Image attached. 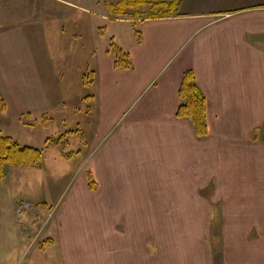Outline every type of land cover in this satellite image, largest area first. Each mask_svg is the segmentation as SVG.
Wrapping results in <instances>:
<instances>
[{
  "label": "crops",
  "instance_id": "obj_1",
  "mask_svg": "<svg viewBox=\"0 0 264 264\" xmlns=\"http://www.w3.org/2000/svg\"><path fill=\"white\" fill-rule=\"evenodd\" d=\"M47 1L76 5L20 0L31 6L21 20ZM140 20L147 29L130 48L132 66L105 91L145 98L120 125L101 126L90 148L97 188L87 175L79 186L102 237L65 239L66 264H264V0H180L176 14ZM187 69L207 99L203 137L176 116ZM114 97L103 94L107 120L123 117ZM190 227L199 232L188 251L187 238L167 230Z\"/></svg>",
  "mask_w": 264,
  "mask_h": 264
},
{
  "label": "rangeland",
  "instance_id": "obj_2",
  "mask_svg": "<svg viewBox=\"0 0 264 264\" xmlns=\"http://www.w3.org/2000/svg\"><path fill=\"white\" fill-rule=\"evenodd\" d=\"M74 1L76 5L47 1L21 20L31 6L0 0V99L5 102L3 107L0 101V131L43 152L39 164L9 165L0 180V264H66L65 239L77 243L81 238L87 241L83 246L102 237L95 218L100 214L84 208L87 200L79 186L92 169L90 148L101 126L114 119L120 125L145 96L105 87L124 76L115 61L142 40L147 24L135 14L110 11L101 0ZM29 81L36 86L29 89ZM106 92L115 96L123 117L110 112L107 120L103 115ZM117 230L107 236L116 238L122 233ZM132 231L130 236L138 235ZM172 231L167 230L187 238L188 251L199 232L194 227ZM156 234L162 237L165 230ZM4 243L11 250L6 259Z\"/></svg>",
  "mask_w": 264,
  "mask_h": 264
},
{
  "label": "trees",
  "instance_id": "obj_3",
  "mask_svg": "<svg viewBox=\"0 0 264 264\" xmlns=\"http://www.w3.org/2000/svg\"><path fill=\"white\" fill-rule=\"evenodd\" d=\"M180 0H117L109 3L110 11L119 15L135 14V18L144 19L150 17L171 16L178 12ZM145 6V7H144ZM145 8L144 10L142 8ZM121 59L117 57L116 68H131V56L129 52L122 53ZM181 102L176 116L187 118L194 126L197 136H206L209 132L207 124V99L199 87L193 69H187L183 73L179 87ZM0 101L3 102L2 99ZM5 107V102H3ZM40 148L21 145L11 136L4 135L0 131V180L7 175L9 165H37L42 160ZM88 184L91 189L97 188V181L92 171L87 172Z\"/></svg>",
  "mask_w": 264,
  "mask_h": 264
}]
</instances>
